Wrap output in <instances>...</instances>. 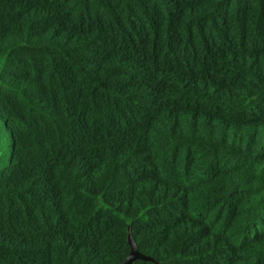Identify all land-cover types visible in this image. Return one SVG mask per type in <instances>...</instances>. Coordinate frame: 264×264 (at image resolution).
Instances as JSON below:
<instances>
[{
	"label": "trees",
	"instance_id": "16d2710c",
	"mask_svg": "<svg viewBox=\"0 0 264 264\" xmlns=\"http://www.w3.org/2000/svg\"><path fill=\"white\" fill-rule=\"evenodd\" d=\"M264 264V0H0V264Z\"/></svg>",
	"mask_w": 264,
	"mask_h": 264
},
{
	"label": "water",
	"instance_id": "95a60500",
	"mask_svg": "<svg viewBox=\"0 0 264 264\" xmlns=\"http://www.w3.org/2000/svg\"><path fill=\"white\" fill-rule=\"evenodd\" d=\"M127 241L129 244V253L125 260L120 264H132L137 259L144 261H152V258L139 252L135 239L132 237L130 230H128Z\"/></svg>",
	"mask_w": 264,
	"mask_h": 264
}]
</instances>
